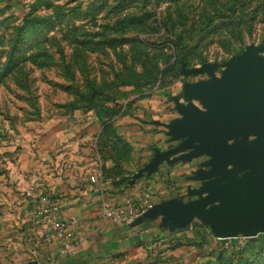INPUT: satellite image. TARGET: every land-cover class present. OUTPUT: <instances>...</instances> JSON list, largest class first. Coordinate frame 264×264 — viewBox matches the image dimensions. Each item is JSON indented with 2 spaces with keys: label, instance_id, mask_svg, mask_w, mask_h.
<instances>
[{
  "label": "rangeland",
  "instance_id": "rangeland-1",
  "mask_svg": "<svg viewBox=\"0 0 264 264\" xmlns=\"http://www.w3.org/2000/svg\"><path fill=\"white\" fill-rule=\"evenodd\" d=\"M250 44L264 53V0H0V171L34 123L117 98L175 109L209 77L194 67L221 74ZM199 234L166 262L264 264V229Z\"/></svg>",
  "mask_w": 264,
  "mask_h": 264
},
{
  "label": "crops",
  "instance_id": "crops-1",
  "mask_svg": "<svg viewBox=\"0 0 264 264\" xmlns=\"http://www.w3.org/2000/svg\"><path fill=\"white\" fill-rule=\"evenodd\" d=\"M185 93L184 104L203 107ZM150 105L153 116L144 117L143 107ZM161 106L146 97L137 98L132 110L111 116L101 108L78 109L36 122L29 135L17 138L0 171V264H169L168 256L175 262L173 255L194 245L200 232L216 237L198 213L177 222L172 211H152L172 199L199 198L202 184L195 173L207 158L171 155L157 170L138 174L158 150L177 142L165 123L177 121L182 112ZM33 170L43 176L45 191L61 200L62 216L78 219L73 234L78 243L71 252L61 254L58 240L34 237L25 194ZM92 173L99 179L92 180ZM129 197L143 206L133 222L104 216L103 200L124 203Z\"/></svg>",
  "mask_w": 264,
  "mask_h": 264
},
{
  "label": "water",
  "instance_id": "water-1",
  "mask_svg": "<svg viewBox=\"0 0 264 264\" xmlns=\"http://www.w3.org/2000/svg\"><path fill=\"white\" fill-rule=\"evenodd\" d=\"M260 49L261 45H248L240 63L229 61L221 74L215 63L192 69L209 73L184 91L187 97L200 99L203 107L178 101L182 116L165 123L177 142L158 150L138 174L157 170L171 155L191 159L206 154L202 163L209 167L200 166L195 173L203 179L199 198L172 199L152 211H172L177 222L198 213L218 237L264 229V53ZM241 169L246 172L238 174Z\"/></svg>",
  "mask_w": 264,
  "mask_h": 264
},
{
  "label": "built area",
  "instance_id": "built-area-1",
  "mask_svg": "<svg viewBox=\"0 0 264 264\" xmlns=\"http://www.w3.org/2000/svg\"><path fill=\"white\" fill-rule=\"evenodd\" d=\"M31 187L25 194L29 198L31 206V220L34 228V237L37 242H52L58 240L61 243L60 253L71 252L78 243L73 239L78 219L76 216L64 217L61 214V200L59 197L45 191V181L37 170L30 172ZM92 180H98L97 173L91 174ZM39 192H35V189ZM143 206L129 197L124 203H109L102 201V213L118 223H131L140 213ZM221 240L228 237H219Z\"/></svg>",
  "mask_w": 264,
  "mask_h": 264
},
{
  "label": "trees",
  "instance_id": "trees-1",
  "mask_svg": "<svg viewBox=\"0 0 264 264\" xmlns=\"http://www.w3.org/2000/svg\"><path fill=\"white\" fill-rule=\"evenodd\" d=\"M27 25V23H26ZM11 63H9V66L7 67V72L12 70L13 66H10ZM131 101L126 100L120 102L119 99L117 98L114 102H107L104 105H91V107H96V108H101L105 113H109V116L112 114H119V113H125L131 110ZM197 225H202L201 223H197Z\"/></svg>",
  "mask_w": 264,
  "mask_h": 264
}]
</instances>
